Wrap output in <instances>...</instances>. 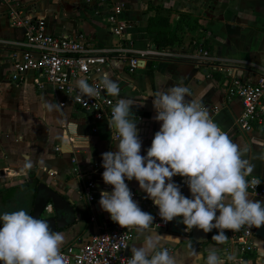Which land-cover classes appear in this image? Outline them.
<instances>
[{"label":"crops","instance_id":"1","mask_svg":"<svg viewBox=\"0 0 264 264\" xmlns=\"http://www.w3.org/2000/svg\"><path fill=\"white\" fill-rule=\"evenodd\" d=\"M19 1L24 10L44 16L48 32L70 36L82 33L98 46L112 48L156 46L151 39L156 31L148 28V17L156 13V8L159 12L163 9L168 15L167 28L178 35L176 42L160 47L170 55L149 56L143 66L130 71L123 53L115 51L101 65L98 74L101 80L107 77L119 83L121 91L117 100L126 97L137 104L132 112L142 140L141 154L146 155L160 128V122L153 119L154 93L181 84L194 95L199 94L212 119L234 142L247 148L245 158L255 166L251 175L264 179V99L260 119L253 123L251 130H244L237 123L241 100L227 97L224 84L228 75L226 69L251 80L263 70L264 0H111L124 3L123 15L129 22L125 38L111 32L106 24L111 1ZM179 11L189 12L199 25L181 28ZM0 37L23 38L22 29L9 24L1 1ZM203 40L207 43L206 56L200 51L199 44ZM16 48L12 44H0V214L24 207L28 210L35 183L45 182L72 207V219L55 230L65 234L66 242L62 247L80 246L98 230L113 223L99 205L101 191L110 192L112 187L103 182L102 166L94 169L93 163L102 159V153L115 151L119 137L114 136L116 130L109 127L108 121L95 119L91 112L74 105L50 85L39 88L33 73H28L19 83L11 81V53ZM81 78L85 79L81 74L74 78L75 83ZM91 151L93 162L88 163L86 157ZM73 156L76 162L72 161ZM28 162L31 168L25 167ZM73 165L95 181L98 208L93 209L81 194L82 178L73 172ZM173 180L180 185L182 194L191 198L184 178L176 176ZM126 183L138 206L153 215L150 230L163 237L160 243L175 256L176 264H203L210 247L219 248L226 258L231 257L226 259V264H264V237L254 233V249L240 256L231 242L225 249V244L218 245L212 240L215 229L207 233L205 239L194 240L187 228L183 233L172 231L171 222L166 227L156 226L158 207L140 190L137 181ZM21 184L14 196L3 200L2 190ZM251 195L261 201L252 192ZM48 202L52 203L50 199ZM43 213L52 214L53 205L52 211ZM93 213L94 219L91 218ZM132 230L127 248L130 253L131 247H139L144 239L135 228ZM236 257L242 259L237 261Z\"/></svg>","mask_w":264,"mask_h":264},{"label":"clouds","instance_id":"2","mask_svg":"<svg viewBox=\"0 0 264 264\" xmlns=\"http://www.w3.org/2000/svg\"><path fill=\"white\" fill-rule=\"evenodd\" d=\"M82 96L96 97L98 89L86 79L76 81ZM106 93L120 96V85L110 78L101 81ZM194 97V98H190ZM153 119L160 122L146 155L130 98H119L111 109L109 127L119 137L116 150L102 153V179L112 190L101 191L99 205L122 228H135L144 236L132 246L127 264H176L175 256L151 232L154 217L133 199L126 181L135 180L147 194L164 222L181 218L185 228L204 233L217 230L212 240L226 243L227 231L264 226V201L251 197L259 182L247 179L254 164L245 158L246 147L234 142L212 119L199 94L181 84L154 93ZM89 140V138H88ZM90 144V143H89ZM92 151L86 157L92 163ZM31 168V162L25 165ZM184 178L191 198L182 194L173 177ZM217 213H219L217 215ZM0 264H65L61 252L65 234L52 229L45 219L25 209L0 214ZM152 233V235H147ZM220 249L210 247L203 264H226Z\"/></svg>","mask_w":264,"mask_h":264},{"label":"built area","instance_id":"3","mask_svg":"<svg viewBox=\"0 0 264 264\" xmlns=\"http://www.w3.org/2000/svg\"><path fill=\"white\" fill-rule=\"evenodd\" d=\"M0 1L9 24L23 31V38L19 40L0 37V44L17 46L16 50L11 53L10 80L19 83L31 72L39 88L50 85L55 92L68 97L74 105L87 109L98 120L110 122L111 109L117 101L116 97L106 93L101 84L102 80L98 76L101 65L106 63L107 57L112 52L121 51L123 53L122 57L127 59L130 71L143 66L145 59L149 56L170 55L169 51L154 45L137 49L129 46L112 48L98 46L82 33L76 36L53 34L47 31L44 16H36L24 10L19 0ZM96 1L105 3L111 0ZM111 3L106 24L111 32L125 38V30L129 22L123 15L124 3L116 1H111ZM95 12L98 13L99 9ZM200 51L203 56L208 54L205 48H200ZM261 68L263 70L255 80L233 74L229 69L225 70V74H228L224 83L226 95L241 100L242 109L237 117V123L244 130H251L253 123L260 119L261 103L264 99V64ZM80 74L91 86L98 89L96 97L82 96L74 81V78ZM114 136L118 137L116 132ZM72 161L76 162L74 156ZM93 165L94 169L102 166V159L95 161ZM72 169L82 178L81 194L93 209L98 208L95 181L86 177L77 165H73ZM247 179L249 181L256 179L259 182L256 189H250V191L264 201V179L252 175ZM43 211H52V203L47 202ZM91 218H95L94 213ZM155 225L166 227L168 222H164L157 212ZM254 231L255 227L249 228L248 226L242 227L239 231L226 230L225 234L228 239L224 248L227 249V243L231 242L240 256L252 251ZM132 235V228H122L113 222L109 227L98 230L80 246L67 244L61 248V252L65 258V264H127L131 257L127 248ZM241 259V257H236L237 261Z\"/></svg>","mask_w":264,"mask_h":264},{"label":"water","instance_id":"4","mask_svg":"<svg viewBox=\"0 0 264 264\" xmlns=\"http://www.w3.org/2000/svg\"><path fill=\"white\" fill-rule=\"evenodd\" d=\"M49 199L52 201L53 213H48L47 215L42 216L41 214L43 213V207ZM31 215L36 218L47 220L54 231L57 227L64 225L73 217L72 207L70 206L69 202L64 200L56 190L50 187V185L41 181L37 183ZM170 229L172 231L183 233L185 225L182 223L181 218H174V220L170 223ZM254 233L261 237H264V226L255 228ZM191 237L194 240H203L207 237V233H204L202 230L193 228L191 230Z\"/></svg>","mask_w":264,"mask_h":264},{"label":"trees","instance_id":"5","mask_svg":"<svg viewBox=\"0 0 264 264\" xmlns=\"http://www.w3.org/2000/svg\"><path fill=\"white\" fill-rule=\"evenodd\" d=\"M178 13H179V24L181 28H184L185 26L188 28H195L199 25L197 24L198 21L197 18L193 17L191 14H189V12L179 11ZM167 27H168V15H165L163 13V9H161V11L159 12L157 11L156 8V13L148 17V28L150 30L155 29L156 31L155 34L151 37V39L153 40L156 46L162 47L166 45H171L177 41L178 35L175 34L174 32H171ZM199 45L200 48H207L206 40H203ZM19 186H22V184L9 186L8 188L2 190L1 193L4 197L3 200L6 201L8 198L14 196ZM36 188H37V183H35V186L33 187L31 204L30 206H28V210L26 209V207H24V209L29 214H31L32 212L31 205H33L34 202Z\"/></svg>","mask_w":264,"mask_h":264},{"label":"rangeland","instance_id":"6","mask_svg":"<svg viewBox=\"0 0 264 264\" xmlns=\"http://www.w3.org/2000/svg\"><path fill=\"white\" fill-rule=\"evenodd\" d=\"M45 214H48V213H45ZM44 213H42L41 215L43 216V215H45Z\"/></svg>","mask_w":264,"mask_h":264}]
</instances>
